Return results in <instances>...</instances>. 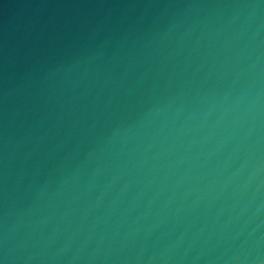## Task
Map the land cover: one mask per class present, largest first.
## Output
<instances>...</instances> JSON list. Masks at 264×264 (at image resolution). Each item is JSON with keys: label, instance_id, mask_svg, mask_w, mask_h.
Masks as SVG:
<instances>
[{"label": "water", "instance_id": "95a60500", "mask_svg": "<svg viewBox=\"0 0 264 264\" xmlns=\"http://www.w3.org/2000/svg\"><path fill=\"white\" fill-rule=\"evenodd\" d=\"M0 264H264V0H0Z\"/></svg>", "mask_w": 264, "mask_h": 264}]
</instances>
